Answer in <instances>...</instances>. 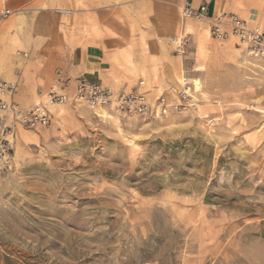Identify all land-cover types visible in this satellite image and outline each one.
I'll list each match as a JSON object with an SVG mask.
<instances>
[{
  "label": "rangeland",
  "instance_id": "374dc122",
  "mask_svg": "<svg viewBox=\"0 0 264 264\" xmlns=\"http://www.w3.org/2000/svg\"><path fill=\"white\" fill-rule=\"evenodd\" d=\"M36 1L0 0L12 12L0 23V74L17 86L2 100L20 109L33 105L31 76L58 69L76 44L71 15H51L71 6ZM252 2L264 26V0ZM181 34L182 55L159 38L155 55L107 59L103 87L153 103L197 78L195 111L143 120L52 107L37 131L0 111V132L15 133L0 158V264H264V59L196 24Z\"/></svg>",
  "mask_w": 264,
  "mask_h": 264
},
{
  "label": "crops",
  "instance_id": "0c3cea01",
  "mask_svg": "<svg viewBox=\"0 0 264 264\" xmlns=\"http://www.w3.org/2000/svg\"><path fill=\"white\" fill-rule=\"evenodd\" d=\"M32 1L1 0V3L26 5ZM185 1H191L195 6L205 5L209 17L222 12L233 13L253 24H259L252 0L245 5L242 4L243 0H41L42 5L71 6L72 41L76 44L71 48L68 60L60 61L58 69L51 71V67L47 66L36 76H31L37 82L36 87L29 91L32 104L43 101L45 93L56 79V72L66 79L83 77L91 83L105 86L106 79H111L109 81L112 82V74H108L107 59L139 57L138 52L155 55L160 52L158 42L156 43L159 38L165 39L183 33L190 30L193 24L208 32V21L197 23L180 17L179 8ZM41 2L38 0L34 5H40ZM44 17L48 18V14H44ZM164 44L168 46L167 43ZM14 78L12 73L0 74V81H12ZM39 82L44 85L40 86ZM143 86L144 83L139 82L135 90H141ZM20 89L24 90L22 87ZM36 98L38 102H35Z\"/></svg>",
  "mask_w": 264,
  "mask_h": 264
},
{
  "label": "built area",
  "instance_id": "2783aa9c",
  "mask_svg": "<svg viewBox=\"0 0 264 264\" xmlns=\"http://www.w3.org/2000/svg\"><path fill=\"white\" fill-rule=\"evenodd\" d=\"M12 12L4 9L0 13V23ZM57 17H69L71 11L55 9ZM180 17L185 21L201 23L209 22L208 33L212 40L223 42L234 38L238 45H242L254 58L264 59V26L253 24L233 13H218L208 16L205 5L195 6L191 1H185L179 8ZM165 43L173 47V53L182 55L185 52L187 39L185 35H175L165 38ZM183 77L178 84L174 98L168 101L161 96L150 103L145 95L140 93L115 94L100 84L89 82L86 78L66 79L56 72L53 85L45 93L42 102L32 107L20 109L2 100L15 94V82L0 81V111L10 116L20 127L37 131L46 128L50 123V108L60 106H83L90 109H110L123 116L138 117L143 120L162 117L168 113L181 114L195 111L198 100L192 93V85ZM15 133L11 127H5L0 132V158L8 155L14 143Z\"/></svg>",
  "mask_w": 264,
  "mask_h": 264
},
{
  "label": "bare ground",
  "instance_id": "6f19581e",
  "mask_svg": "<svg viewBox=\"0 0 264 264\" xmlns=\"http://www.w3.org/2000/svg\"><path fill=\"white\" fill-rule=\"evenodd\" d=\"M230 39H233L235 40L234 38H230ZM229 39V40H230ZM235 42L237 43V41L235 40ZM238 44V43H237ZM242 46V45H241ZM244 47V46H243ZM245 48V47H244ZM203 71V68L202 67H199L198 69H196V72H202ZM190 81L192 82V86H193V91L192 93H194V95H196L195 93H199L201 92V82L199 79L195 78V79H190Z\"/></svg>",
  "mask_w": 264,
  "mask_h": 264
}]
</instances>
